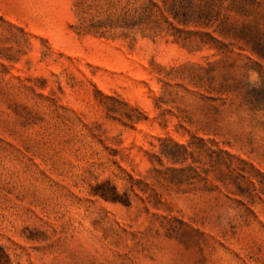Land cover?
Returning <instances> with one entry per match:
<instances>
[{"label": "rangeland", "instance_id": "obj_1", "mask_svg": "<svg viewBox=\"0 0 264 264\" xmlns=\"http://www.w3.org/2000/svg\"><path fill=\"white\" fill-rule=\"evenodd\" d=\"M244 30L264 0H0V264H264Z\"/></svg>", "mask_w": 264, "mask_h": 264}, {"label": "trees", "instance_id": "obj_2", "mask_svg": "<svg viewBox=\"0 0 264 264\" xmlns=\"http://www.w3.org/2000/svg\"><path fill=\"white\" fill-rule=\"evenodd\" d=\"M240 38L245 44L249 46V48L264 57V35H261L254 31H246L244 30L240 35ZM101 196L104 198H111L113 201L120 200V196L117 193L116 189L112 187L111 193H101Z\"/></svg>", "mask_w": 264, "mask_h": 264}]
</instances>
